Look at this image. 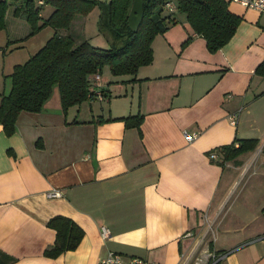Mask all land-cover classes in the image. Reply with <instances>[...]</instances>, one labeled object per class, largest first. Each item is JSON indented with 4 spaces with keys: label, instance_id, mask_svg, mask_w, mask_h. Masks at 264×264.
<instances>
[{
    "label": "crops",
    "instance_id": "0c3cea01",
    "mask_svg": "<svg viewBox=\"0 0 264 264\" xmlns=\"http://www.w3.org/2000/svg\"><path fill=\"white\" fill-rule=\"evenodd\" d=\"M228 1L242 22L215 52L177 11L153 39L149 65L136 75L100 71L102 97L64 109L55 88L44 109L20 111L13 133L0 120V264H99L112 250L185 264L206 233L211 248L230 250L219 264H264V13ZM53 11L44 3L41 15ZM6 16L0 104L8 75L56 30L30 34L12 6ZM249 137L259 138L254 150L224 159L222 146ZM53 188L61 196H48ZM58 214L84 234L51 256Z\"/></svg>",
    "mask_w": 264,
    "mask_h": 264
},
{
    "label": "trees",
    "instance_id": "16d2710c",
    "mask_svg": "<svg viewBox=\"0 0 264 264\" xmlns=\"http://www.w3.org/2000/svg\"><path fill=\"white\" fill-rule=\"evenodd\" d=\"M96 1L0 0V31L6 26L9 6L15 8L16 16L23 17L31 25L30 34L42 30L46 25L56 29L40 50L28 60L18 63L15 71L8 75L12 84L0 104V120L7 134L15 131L21 110L44 109L56 87L66 109L98 94L93 77L105 65H110L115 75H136L140 66L152 62L153 39L175 24L177 19L174 14L178 10L187 14L198 35L205 36L212 52L225 46L242 22L241 15L232 11L228 0H144L145 13L141 26L135 30L128 22L134 0H107L108 25L124 40L119 46L105 48L93 45L88 38L78 39L68 31L74 19L92 8ZM168 2L174 3V10L167 7ZM44 3L54 7L53 13L46 18L41 15ZM256 71L264 74V61L259 63ZM100 88H103V83ZM133 117L126 116V120ZM138 118L139 125L143 116L139 115ZM238 141V145L232 143L222 146L224 159L231 160L248 150H254L259 138H239ZM49 225L56 229L57 240L47 250L48 255L74 250L83 238L81 225L68 216L55 215Z\"/></svg>",
    "mask_w": 264,
    "mask_h": 264
},
{
    "label": "built area",
    "instance_id": "2783aa9c",
    "mask_svg": "<svg viewBox=\"0 0 264 264\" xmlns=\"http://www.w3.org/2000/svg\"><path fill=\"white\" fill-rule=\"evenodd\" d=\"M236 3H241L244 6H248L249 8H256L257 10L264 13V0H234ZM167 7H169L170 10H174L175 5L173 3H167ZM95 79L94 83L97 87V96L102 97L104 94V91L100 88V86L103 83V78L100 74V72L96 73L93 77ZM237 115L238 113H235L231 115V122L236 124L237 122ZM187 138L189 140H193V138L197 135V132H193L192 134H189L186 132ZM213 156L216 158L218 155L215 153ZM54 195V196H61V191L58 190V188H53L48 193V196ZM101 234L104 237V239L109 238L111 235V230L108 226L104 225L101 227ZM206 235L208 233L203 234L200 236L199 241L197 243V247L189 254H185L184 259H186L185 264H219L220 261H223L224 257L230 252L224 251L222 253H219L217 250L211 248V245H208L205 247L203 243L206 241ZM99 264H156V262H153L152 260L148 258H142L137 255L132 256L129 259H126V257L122 256L120 253H115L112 251H109L105 257H103Z\"/></svg>",
    "mask_w": 264,
    "mask_h": 264
},
{
    "label": "rangeland",
    "instance_id": "374dc122",
    "mask_svg": "<svg viewBox=\"0 0 264 264\" xmlns=\"http://www.w3.org/2000/svg\"><path fill=\"white\" fill-rule=\"evenodd\" d=\"M106 1L107 0H97L92 8L88 9L81 16H78L76 20L74 19L70 26L69 33L71 32L78 39L88 38L95 46L98 45L110 48L112 45H121L124 39L112 31L110 25H108L109 12H107ZM178 11L183 12L180 10ZM110 68V65H105L103 67L106 71V73H104L106 77L113 74ZM206 236V241L203 243L205 247L210 243V234L208 233Z\"/></svg>",
    "mask_w": 264,
    "mask_h": 264
},
{
    "label": "water",
    "instance_id": "95a60500",
    "mask_svg": "<svg viewBox=\"0 0 264 264\" xmlns=\"http://www.w3.org/2000/svg\"><path fill=\"white\" fill-rule=\"evenodd\" d=\"M144 13V0H134L131 7V13L128 16V22L133 29L136 30L139 26H141Z\"/></svg>",
    "mask_w": 264,
    "mask_h": 264
}]
</instances>
